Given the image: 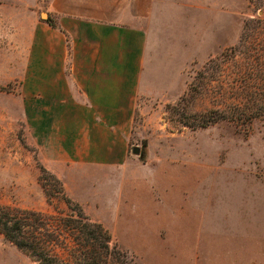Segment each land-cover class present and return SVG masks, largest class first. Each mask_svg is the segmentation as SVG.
<instances>
[{"label": "rangeland", "instance_id": "obj_1", "mask_svg": "<svg viewBox=\"0 0 264 264\" xmlns=\"http://www.w3.org/2000/svg\"><path fill=\"white\" fill-rule=\"evenodd\" d=\"M143 24L130 122L106 137L30 78L36 32L62 31L45 1L0 0V207L66 215L42 165L109 231L106 264H264V0H157ZM0 264L39 263L0 233Z\"/></svg>", "mask_w": 264, "mask_h": 264}, {"label": "crops", "instance_id": "obj_2", "mask_svg": "<svg viewBox=\"0 0 264 264\" xmlns=\"http://www.w3.org/2000/svg\"><path fill=\"white\" fill-rule=\"evenodd\" d=\"M44 1L62 31L51 28L55 39L44 40H39L36 32L33 41L47 49L49 58L44 73H31L30 78L49 81L51 95L74 93L79 101L77 110L92 113L84 120L86 127L105 128L106 137L111 127H127L142 79L147 45L143 22L151 16L157 0ZM68 48L73 50L71 56ZM67 63L69 77L65 74ZM111 157L107 147L100 158L108 161ZM62 179L65 191L81 199L79 189L70 188V179L67 177L69 183L64 175Z\"/></svg>", "mask_w": 264, "mask_h": 264}, {"label": "trees", "instance_id": "obj_3", "mask_svg": "<svg viewBox=\"0 0 264 264\" xmlns=\"http://www.w3.org/2000/svg\"><path fill=\"white\" fill-rule=\"evenodd\" d=\"M48 23L52 25L51 21ZM40 169L46 175L44 180L50 177L56 183L53 189H48L47 183L43 185L45 195L48 200L52 196L63 200L67 214L57 216L20 207H0V233L39 264H106L103 255L110 252L109 231L91 220L67 196L59 178L42 165Z\"/></svg>", "mask_w": 264, "mask_h": 264}, {"label": "water", "instance_id": "obj_4", "mask_svg": "<svg viewBox=\"0 0 264 264\" xmlns=\"http://www.w3.org/2000/svg\"><path fill=\"white\" fill-rule=\"evenodd\" d=\"M132 151H133L134 154H138L139 153V148L138 147H134Z\"/></svg>", "mask_w": 264, "mask_h": 264}]
</instances>
